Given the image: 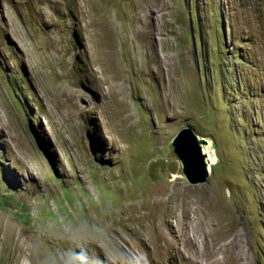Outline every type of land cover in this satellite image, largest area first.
<instances>
[{
  "label": "rangeland",
  "instance_id": "374dc122",
  "mask_svg": "<svg viewBox=\"0 0 264 264\" xmlns=\"http://www.w3.org/2000/svg\"><path fill=\"white\" fill-rule=\"evenodd\" d=\"M69 259L264 264V0H0V264Z\"/></svg>",
  "mask_w": 264,
  "mask_h": 264
},
{
  "label": "water",
  "instance_id": "95a60500",
  "mask_svg": "<svg viewBox=\"0 0 264 264\" xmlns=\"http://www.w3.org/2000/svg\"><path fill=\"white\" fill-rule=\"evenodd\" d=\"M209 142L190 126L181 129L173 140L174 152L182 165L183 173L192 184L205 182L211 173L212 160L205 150Z\"/></svg>",
  "mask_w": 264,
  "mask_h": 264
},
{
  "label": "bare ground",
  "instance_id": "6f19581e",
  "mask_svg": "<svg viewBox=\"0 0 264 264\" xmlns=\"http://www.w3.org/2000/svg\"><path fill=\"white\" fill-rule=\"evenodd\" d=\"M111 139V138H110ZM212 145H211V141L209 142V146H207L206 147V151L209 153V156H210V159L211 160H214V157L212 156V154H211V151L209 150L210 149V147H211ZM154 203H155V205L157 206V208H159L160 206H161V203L160 202H158L157 200L156 201H154ZM139 207H137V209H138ZM158 212V211H157ZM146 213H142L141 215H145ZM140 215L138 214L137 215V218L139 217ZM128 218H130V216L128 217ZM201 219V218H200ZM132 221V220H131ZM202 221V220H201ZM193 222V221H192ZM163 223H166L167 224V220L166 221H164ZM194 225H195V223H194ZM161 227V225L159 224L158 225V228H160ZM192 227V226H191ZM195 227V226H194ZM140 229V228H139ZM161 230H162V227L160 228ZM191 229V228H190ZM195 229H196V227H195ZM198 230H199V228H198ZM190 231H192V230H190ZM162 232V231H161ZM160 232V233H161ZM176 232H177V229H176ZM194 232H196V231H194ZM164 233V232H163ZM165 234V233H164ZM180 234V233H179ZM184 234V233H183ZM189 234H190V232H189ZM192 234V233H191ZM196 235V234H195ZM194 235V236H195ZM193 237V236H192ZM163 238H164V240L166 241V242H168L169 244H171V241L169 240V238L167 237V236H165V235H163ZM163 241V240H162ZM231 243H233V241H231V242H229V243H224L223 244V246L224 247H229V246H231ZM243 252H245V251H243ZM201 253V252H200Z\"/></svg>",
  "mask_w": 264,
  "mask_h": 264
},
{
  "label": "clouds",
  "instance_id": "9594fccd",
  "mask_svg": "<svg viewBox=\"0 0 264 264\" xmlns=\"http://www.w3.org/2000/svg\"><path fill=\"white\" fill-rule=\"evenodd\" d=\"M76 255L79 256V253H77ZM65 264H75V261L72 259H69L68 261L65 262Z\"/></svg>",
  "mask_w": 264,
  "mask_h": 264
}]
</instances>
